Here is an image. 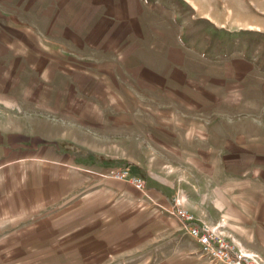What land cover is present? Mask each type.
I'll use <instances>...</instances> for the list:
<instances>
[{"label": "crops", "instance_id": "obj_1", "mask_svg": "<svg viewBox=\"0 0 264 264\" xmlns=\"http://www.w3.org/2000/svg\"><path fill=\"white\" fill-rule=\"evenodd\" d=\"M80 1L79 8L48 7L32 21L15 16L10 21L9 15V25L3 26L10 40L0 41V256L8 255L7 264H66V253L75 257L73 264L110 258L112 242L96 234V216L79 220L81 180L87 176L95 182L118 163L142 176L143 166L126 151L135 142L142 158L184 153L195 159L193 148L202 157L215 153L216 166L233 175L240 191L260 194L258 206L243 197L231 201L218 187L225 194L216 215L189 211L198 223L218 226L239 249L264 258L259 62H234L246 64L230 82L234 92H253L256 104L226 114L223 73L194 78L174 67L167 76L166 68L150 65L145 53L155 47L134 0H89L87 9H82L87 0ZM130 72L143 83L137 95H152L135 106L136 130L123 98L130 95L122 81ZM250 72L254 77L247 84ZM93 185L83 187L92 191Z\"/></svg>", "mask_w": 264, "mask_h": 264}, {"label": "rangeland", "instance_id": "obj_2", "mask_svg": "<svg viewBox=\"0 0 264 264\" xmlns=\"http://www.w3.org/2000/svg\"><path fill=\"white\" fill-rule=\"evenodd\" d=\"M81 2L0 0V41L10 40L9 34L3 31V26L9 25V15L10 21L13 16L32 21L48 7L68 9L74 4L73 8H79ZM134 2L155 47L145 53L152 58V67L166 68L167 76L174 67L180 73L193 74L194 78H200L202 73L213 77L223 73L227 83L224 102L226 114L238 115V111L246 112L248 106L256 104L253 92L249 94V90L242 89L234 92L235 87L230 82L234 75L237 76L239 67L246 65L235 64V61H257L256 72L264 71V0ZM89 5L87 0L82 9H87ZM39 27L42 25L39 24ZM114 66L118 68V65ZM253 72L244 77L247 84L254 77ZM125 75L126 79L122 81L130 95L123 98L130 106V126L136 130L138 110L135 106L145 98L152 99V95H137L142 81L131 72ZM162 101L167 103L168 98H162ZM232 106L238 107L233 110ZM111 113L114 118L118 116L115 107ZM112 123L115 125L117 122L113 120ZM126 147L128 155L144 168L141 172L147 181L144 189L136 188L132 181L117 178L116 172H112L129 166L125 163L112 164L96 175L95 182H88L87 176L81 180L82 191L79 195L82 211L79 220L95 215L96 234L106 236L112 242V256L100 264H213L174 213L177 199L182 200L185 209H194L198 213L204 211L211 217V213L216 215L218 207L223 206L220 195L226 193L225 196L231 201L243 197L258 206L260 194L240 191L233 175L227 170L222 172L221 167L216 166L215 153L202 157L193 148L190 155L195 159L185 157L184 153L177 157L173 153H163L154 159L152 155L142 158L135 142H130ZM85 183H94L93 190L84 188ZM218 187H222L225 193H219ZM71 241H67L68 245ZM234 246L237 250L245 251ZM63 258L66 264H73L70 260L75 257L66 253ZM0 260V264H7L8 255L0 256Z\"/></svg>", "mask_w": 264, "mask_h": 264}, {"label": "built area", "instance_id": "obj_3", "mask_svg": "<svg viewBox=\"0 0 264 264\" xmlns=\"http://www.w3.org/2000/svg\"><path fill=\"white\" fill-rule=\"evenodd\" d=\"M117 178L132 181L142 190L147 186L144 177L133 174L129 166L112 171ZM174 213L183 224V228L201 247V251L211 258L213 263L224 264H264V258L257 252L237 250L232 242L218 232V226L200 224L196 217L182 206L177 199Z\"/></svg>", "mask_w": 264, "mask_h": 264}, {"label": "trees", "instance_id": "obj_4", "mask_svg": "<svg viewBox=\"0 0 264 264\" xmlns=\"http://www.w3.org/2000/svg\"><path fill=\"white\" fill-rule=\"evenodd\" d=\"M132 170V169H131ZM133 172V171H132ZM133 174H135L134 172H133ZM140 176V175H139ZM143 177V176H142Z\"/></svg>", "mask_w": 264, "mask_h": 264}]
</instances>
